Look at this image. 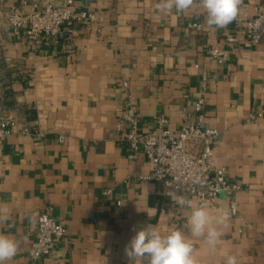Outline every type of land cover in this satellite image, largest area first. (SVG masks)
Wrapping results in <instances>:
<instances>
[{
	"label": "crops",
	"instance_id": "obj_1",
	"mask_svg": "<svg viewBox=\"0 0 264 264\" xmlns=\"http://www.w3.org/2000/svg\"><path fill=\"white\" fill-rule=\"evenodd\" d=\"M16 1L0 0V113L46 135L14 133L0 141V211L10 215L0 233L19 244L7 264H139L124 250L140 227L190 235L191 210L145 179L154 166L143 154L131 158L117 141L115 110L129 93L139 131L155 129L161 116L176 130L185 119L193 122L188 101L201 92L205 124L219 132L215 163L241 188L206 203L214 220L224 211L228 219L217 226L223 236L215 250L193 239V255L197 264H225L227 256L264 264V39L250 44L241 34L264 0H241L237 17L219 29L207 27L198 0L183 13L159 12L158 0H74L73 11L96 13L101 23L63 28L36 49L6 21ZM211 47L227 50L228 60L216 64ZM42 212L66 232L34 261L30 228Z\"/></svg>",
	"mask_w": 264,
	"mask_h": 264
},
{
	"label": "built area",
	"instance_id": "obj_2",
	"mask_svg": "<svg viewBox=\"0 0 264 264\" xmlns=\"http://www.w3.org/2000/svg\"><path fill=\"white\" fill-rule=\"evenodd\" d=\"M73 4L74 0H61L59 5L42 0H17L9 8L6 21L13 32L22 31L30 46L36 49L49 38L60 34L63 28L101 23L102 18L96 13L73 11ZM189 27L201 29V25L195 22L190 23ZM241 34L250 44H258L264 39L262 5L254 8V14L245 23ZM236 41L235 37L227 38L229 43ZM208 57L221 65L228 60L229 54L223 48L211 47ZM121 86L126 89L128 85L122 82ZM188 104L194 113L193 122L185 119L179 128L172 130L165 127L167 119L161 116L157 119L156 128L144 133L138 130L134 97L128 93L124 105L115 110L118 116L115 125L117 141L131 149V158L143 154L151 162L154 168L145 179L158 182L162 193H173L175 200L178 196H189L211 204L221 194L234 193L241 187L230 183L226 168L215 163L214 144L219 132L205 124L204 92L189 100ZM14 133L38 138L46 135L39 127L19 125L0 113V141ZM58 140L61 142L63 136H59ZM110 192V189L104 190L103 195ZM235 211L231 206V213ZM30 231L33 239L28 255L31 260L37 261L49 255L53 240L64 237L66 229L60 220L48 212H42Z\"/></svg>",
	"mask_w": 264,
	"mask_h": 264
},
{
	"label": "clouds",
	"instance_id": "obj_3",
	"mask_svg": "<svg viewBox=\"0 0 264 264\" xmlns=\"http://www.w3.org/2000/svg\"><path fill=\"white\" fill-rule=\"evenodd\" d=\"M197 0H158L155 7L161 13H170L175 9L178 13L188 11ZM241 0H198V6L205 15V23L209 28H224L230 24L238 14ZM175 203L181 207H188L191 211L184 230L172 229L163 234L156 225L146 224L135 230V235L125 246V255L130 260H137L139 264H197L193 255L192 240L203 239L215 250L223 233L218 225L228 219L226 211L213 219L206 203L194 205L192 201L178 196ZM10 219L9 214L0 211V224ZM19 249L18 242L10 235L0 233V264H7L16 256ZM225 264H237L235 256H227Z\"/></svg>",
	"mask_w": 264,
	"mask_h": 264
}]
</instances>
